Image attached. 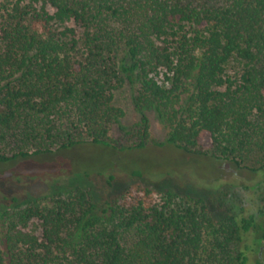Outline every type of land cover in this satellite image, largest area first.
<instances>
[{
  "label": "trees",
  "instance_id": "trees-1",
  "mask_svg": "<svg viewBox=\"0 0 264 264\" xmlns=\"http://www.w3.org/2000/svg\"><path fill=\"white\" fill-rule=\"evenodd\" d=\"M125 85L141 122L123 149L153 111L164 143L264 175V0H0V165L117 148ZM260 182L219 203L141 183L102 204L2 196L0 264H264Z\"/></svg>",
  "mask_w": 264,
  "mask_h": 264
},
{
  "label": "rangeland",
  "instance_id": "rangeland-1",
  "mask_svg": "<svg viewBox=\"0 0 264 264\" xmlns=\"http://www.w3.org/2000/svg\"><path fill=\"white\" fill-rule=\"evenodd\" d=\"M133 95L134 91L128 85L115 94V105L123 109L122 123L126 126V132L120 131L116 125L110 128L109 140L117 148L85 143L2 164L0 179L8 180L0 181V198L14 196L23 201L43 199L47 202L57 192L80 187L91 192L97 204H102L127 185L141 183L156 190L219 203L220 196L228 188L236 190L238 195L242 191L248 200L254 193L249 188L258 181L261 180L259 185L264 190V175L260 173L164 143L168 128L153 111L147 112L146 145L123 149L140 141L141 116L133 104ZM224 164H228V169L223 168ZM110 176H113L112 186L108 184ZM258 196V199L262 198L261 193Z\"/></svg>",
  "mask_w": 264,
  "mask_h": 264
},
{
  "label": "flooded vegetation",
  "instance_id": "flooded-vegetation-1",
  "mask_svg": "<svg viewBox=\"0 0 264 264\" xmlns=\"http://www.w3.org/2000/svg\"><path fill=\"white\" fill-rule=\"evenodd\" d=\"M263 250H264V248H260L259 256H261Z\"/></svg>",
  "mask_w": 264,
  "mask_h": 264
},
{
  "label": "water",
  "instance_id": "water-1",
  "mask_svg": "<svg viewBox=\"0 0 264 264\" xmlns=\"http://www.w3.org/2000/svg\"><path fill=\"white\" fill-rule=\"evenodd\" d=\"M223 168L228 169V164H224Z\"/></svg>",
  "mask_w": 264,
  "mask_h": 264
}]
</instances>
